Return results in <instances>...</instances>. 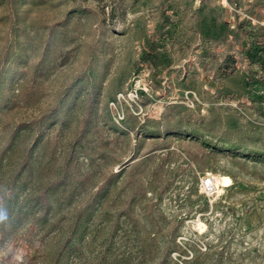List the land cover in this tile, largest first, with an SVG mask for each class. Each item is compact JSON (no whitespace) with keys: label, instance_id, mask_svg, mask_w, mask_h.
I'll use <instances>...</instances> for the list:
<instances>
[{"label":"rangeland","instance_id":"obj_1","mask_svg":"<svg viewBox=\"0 0 264 264\" xmlns=\"http://www.w3.org/2000/svg\"><path fill=\"white\" fill-rule=\"evenodd\" d=\"M18 124L10 165L66 178L40 225L3 168L0 264H264V0H0V149Z\"/></svg>","mask_w":264,"mask_h":264},{"label":"trees","instance_id":"obj_2","mask_svg":"<svg viewBox=\"0 0 264 264\" xmlns=\"http://www.w3.org/2000/svg\"><path fill=\"white\" fill-rule=\"evenodd\" d=\"M152 52H147L145 54L144 60H151L153 57ZM249 57L252 62H257L256 56L249 54ZM240 80L244 82L245 76L240 75ZM233 88L239 90L240 94L243 93V90L240 86H233ZM132 129L135 127L132 126ZM142 130L145 128V125L141 126ZM23 129L22 124H18L11 130V134L8 142L0 149V175L2 178L4 175L3 168L5 167V182H3L4 193L8 191H16L18 193H25V203L32 202L33 204L28 207L29 214L34 218V220L40 225H47L49 223V216L51 214L52 205L48 198L49 192H55L60 187L65 185L66 178V169L67 162L64 165L60 166L61 171L56 175L51 176L47 174L43 176L40 172H36L35 167L29 162L30 156H32V151L28 152L24 150L23 158H19L10 165V152L14 149L17 139L20 137V133ZM151 137H160V131L150 132ZM190 137H196L195 133L192 132L189 134ZM210 144V142H206ZM227 150L233 151L236 149L235 144H229ZM5 161V162H4ZM5 163V164H4ZM109 186L107 184L99 187L97 196L98 199L105 197L108 193ZM17 193V194H18ZM41 197V198H40ZM13 199H17V196H11L5 199L3 212L5 215L9 213L14 206L12 204ZM21 210L19 206L18 211ZM82 211L77 213V216L68 227V241L71 240L74 235L79 231L80 226L83 223Z\"/></svg>","mask_w":264,"mask_h":264},{"label":"bare ground","instance_id":"obj_3","mask_svg":"<svg viewBox=\"0 0 264 264\" xmlns=\"http://www.w3.org/2000/svg\"><path fill=\"white\" fill-rule=\"evenodd\" d=\"M209 180H213L216 184V187H220V186H228L230 185V178L226 175H221V176H217L215 178H210ZM205 181V180H204ZM218 189V188H217Z\"/></svg>","mask_w":264,"mask_h":264},{"label":"built area","instance_id":"obj_4","mask_svg":"<svg viewBox=\"0 0 264 264\" xmlns=\"http://www.w3.org/2000/svg\"><path fill=\"white\" fill-rule=\"evenodd\" d=\"M209 179H207L205 181V187H206L208 192L213 193V192H215L216 184L213 180H209Z\"/></svg>","mask_w":264,"mask_h":264},{"label":"clouds","instance_id":"obj_5","mask_svg":"<svg viewBox=\"0 0 264 264\" xmlns=\"http://www.w3.org/2000/svg\"><path fill=\"white\" fill-rule=\"evenodd\" d=\"M6 218L2 213H0V220Z\"/></svg>","mask_w":264,"mask_h":264}]
</instances>
